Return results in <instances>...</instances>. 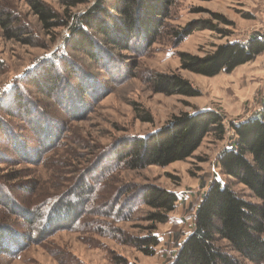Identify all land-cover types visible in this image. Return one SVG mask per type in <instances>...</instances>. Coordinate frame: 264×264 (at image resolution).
Instances as JSON below:
<instances>
[{
    "label": "rangeland",
    "instance_id": "obj_1",
    "mask_svg": "<svg viewBox=\"0 0 264 264\" xmlns=\"http://www.w3.org/2000/svg\"><path fill=\"white\" fill-rule=\"evenodd\" d=\"M42 1L58 10L63 9L59 0ZM4 2L29 24V30L37 38L34 45L23 44L6 38L0 28V96L3 98L0 101L5 105V108L0 105V119L6 123L4 126L0 121V182L13 185L15 196H20L21 200L36 203L48 202L56 196L63 199L80 185L88 188L84 191L93 190L84 214L77 220V227L68 226L42 240L35 236L18 253H0V264H118L123 259L127 264H167L176 244L189 232L195 207L207 184L214 178H223L216 159L234 135L229 123L242 121L258 112L264 97V51L229 73L220 72L211 77L181 69L178 54L204 56L219 44L245 42L253 35L264 40V0H178L170 24L182 27L193 23L206 27L190 29L189 35L177 45L165 35L139 57L128 51H112L119 64H116L117 74L114 75L116 81L105 84L108 89L104 95L87 96L88 106L80 105L84 111L77 114L71 113V109H58V101L74 104L71 99L74 94L76 96L75 87L81 79L90 83L88 76L94 73L100 75L99 81H104L101 77V74L107 76L104 69L86 53L65 48L63 56L82 65L73 67L75 79L72 77L58 88L54 93L56 99L54 94L50 98L37 92L30 83L33 67L53 52L61 53L62 37L67 29H55L58 35L50 41L53 35L42 31L27 0ZM85 7L79 5L73 11H82ZM123 70L125 73H121ZM150 72L180 74L198 95L154 92L145 82ZM126 73L132 76L125 78ZM94 81L95 90L96 79ZM17 95L24 96L23 102L37 100L40 106L49 105L54 110L51 112L59 118L50 123L54 127V138L58 137L56 143L48 145L36 139L33 131L40 119L36 121L37 114L33 115L32 110L27 114L19 112V106L15 107ZM78 95L77 101L81 99ZM198 109L221 114L227 128L223 139L210 132L192 156L166 166L148 165L133 170L118 163L119 156L129 151L124 139L147 135L173 116ZM9 111L18 113L12 116ZM146 114L150 119H146ZM9 129L11 134L8 135ZM15 136L20 144L23 142L19 151L23 149L26 157H20L6 145ZM29 185L35 186L30 192L27 191L29 187H25ZM148 185L173 191L178 197L168 221L156 224L159 244L153 255H146L117 238V229L126 239L146 235L145 227L149 224L146 215L151 209L140 201L138 192ZM233 189L246 196L249 194L238 183L233 184ZM110 197L117 203L111 215H105L107 211L104 210V215H97ZM9 218L17 222V228L20 225L19 231L25 234L28 227L17 218Z\"/></svg>",
    "mask_w": 264,
    "mask_h": 264
},
{
    "label": "trees",
    "instance_id": "obj_2",
    "mask_svg": "<svg viewBox=\"0 0 264 264\" xmlns=\"http://www.w3.org/2000/svg\"><path fill=\"white\" fill-rule=\"evenodd\" d=\"M27 1L42 31L53 35L50 41L58 35L54 32L55 29H67L62 37L61 53L53 52L40 59L33 67L30 83L36 87L37 92L53 98L58 88L67 84L72 77L75 79L73 67L82 65L71 57L63 56L65 48L86 53L107 75L106 79L101 74L104 81H99L100 75L94 73L88 76L90 83L81 79L75 87L76 96L74 94L71 99L75 103L71 106L58 101V109H71L70 112L74 114L84 111H81L80 105L88 106L87 96H102L108 89L107 85L116 81L114 75L117 74L119 64L112 51H128L134 57H139L165 35H168L173 45H177L189 35L190 29L206 27L193 23L182 27L170 24L172 10L177 6L178 0H59L62 10L42 0ZM79 5L86 7L82 11H73ZM0 28L6 38L23 44L34 45L37 38L29 30V24L22 21L4 0H0ZM262 51L263 38L253 35L245 42L227 41L219 44L204 56L180 52L179 67L211 77L220 72H231L235 67L253 60ZM135 63L132 65L136 66ZM123 72L125 73L124 70L121 73ZM127 76L130 74H124L125 78ZM95 79L97 84L94 90ZM145 82L154 92L166 95H198V91L187 79L174 72H150L145 77ZM71 84L76 85L72 81ZM91 91L95 93H90ZM77 95L81 98L79 101ZM23 97H14L17 105L13 106H19V112L25 111L27 114L32 110L33 115L36 113V121L40 119L38 124L35 123L33 131L38 137L36 139L52 145L58 137L54 138V127L50 122L59 117L51 112L54 110L49 105L40 106L33 99L23 102ZM1 98L0 96L3 101ZM54 98H57L56 94ZM1 101L0 105L5 108ZM16 113L9 111L12 116H16ZM146 119H150L147 114ZM223 119L218 112L199 109L173 116L165 125L147 135L124 139L129 151L119 156L118 163L124 168L139 170L148 165L166 166L184 160L193 155L208 133L213 132L219 139L224 138L227 128ZM0 121L6 126L4 121ZM229 128L234 135L230 144L221 150L216 159L223 178H214L207 184L195 207L190 230L176 244L167 264H264V97L258 112L242 121L230 122ZM9 133L11 134L10 129L7 134ZM20 142L15 136L6 145L20 157H26L23 149L19 151L23 143ZM235 183L243 185L249 194L246 196L234 190ZM82 186H78L63 199L56 196L48 202L36 203L21 200L20 196H15L13 185L0 182V253H18L35 236L42 240L68 226L77 227V220L84 214L93 190L91 188L89 192L84 191L88 188L83 189ZM25 187H29L27 191L30 192L35 186ZM138 193L140 201L151 209L146 215V221L149 222L145 227L146 235L129 236L126 239L117 229V238L146 255H153L159 244L155 234L156 224L168 221L178 197L175 192L155 185L141 188ZM115 205L117 203L110 197L102 205L104 209L96 214L102 216L104 210L107 211L105 215H111ZM9 217L17 218L23 226H30L31 230L27 228L25 234H22L19 231L20 225L17 228L18 223ZM119 263L127 264L124 259Z\"/></svg>",
    "mask_w": 264,
    "mask_h": 264
}]
</instances>
